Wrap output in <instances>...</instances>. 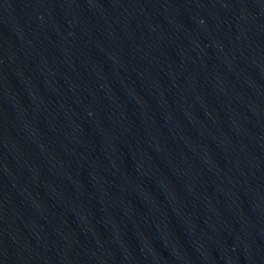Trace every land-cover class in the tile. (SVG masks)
Instances as JSON below:
<instances>
[{
    "label": "water",
    "instance_id": "obj_1",
    "mask_svg": "<svg viewBox=\"0 0 264 264\" xmlns=\"http://www.w3.org/2000/svg\"><path fill=\"white\" fill-rule=\"evenodd\" d=\"M0 264H264V0H0Z\"/></svg>",
    "mask_w": 264,
    "mask_h": 264
}]
</instances>
